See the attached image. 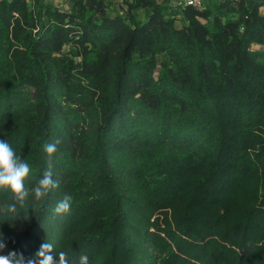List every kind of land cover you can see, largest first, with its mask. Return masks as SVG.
Instances as JSON below:
<instances>
[{"label": "trees", "instance_id": "obj_1", "mask_svg": "<svg viewBox=\"0 0 264 264\" xmlns=\"http://www.w3.org/2000/svg\"><path fill=\"white\" fill-rule=\"evenodd\" d=\"M0 139L29 189L60 141L0 255L264 264V0H0Z\"/></svg>", "mask_w": 264, "mask_h": 264}, {"label": "clouds", "instance_id": "obj_2", "mask_svg": "<svg viewBox=\"0 0 264 264\" xmlns=\"http://www.w3.org/2000/svg\"><path fill=\"white\" fill-rule=\"evenodd\" d=\"M60 143L56 140L44 145V151L47 153V166L43 170L42 176L38 179L35 187L29 189L26 186L25 178L29 176L31 169L21 156L16 155L11 145L3 139H0V187L7 186L10 191V202L4 205L9 213L17 214V205L23 206L29 196L30 191L34 193L36 200L45 199L52 189L59 187V183L53 179L52 156L58 151L57 145ZM71 196L65 194L61 201L57 203L54 209L56 214H66L71 207ZM27 218V217H26ZM6 248L5 237L0 232V252ZM53 245L44 243L35 253L34 258L25 259L22 253L9 251L6 255H0V264H69L67 253L60 251L58 261L54 259L51 253ZM88 256H80V264H88Z\"/></svg>", "mask_w": 264, "mask_h": 264}, {"label": "built area", "instance_id": "obj_3", "mask_svg": "<svg viewBox=\"0 0 264 264\" xmlns=\"http://www.w3.org/2000/svg\"><path fill=\"white\" fill-rule=\"evenodd\" d=\"M111 3L118 4L122 2V0H108ZM169 4L173 7H195V8H203L205 4V0H168Z\"/></svg>", "mask_w": 264, "mask_h": 264}, {"label": "rangeland", "instance_id": "obj_4", "mask_svg": "<svg viewBox=\"0 0 264 264\" xmlns=\"http://www.w3.org/2000/svg\"><path fill=\"white\" fill-rule=\"evenodd\" d=\"M155 1H157V2H163L164 0H155ZM55 2L59 3L60 0H55Z\"/></svg>", "mask_w": 264, "mask_h": 264}]
</instances>
